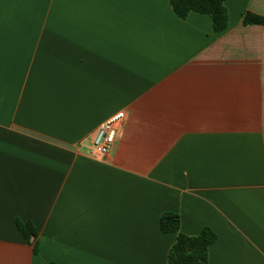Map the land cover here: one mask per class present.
I'll return each mask as SVG.
<instances>
[{"label": "crops", "instance_id": "1", "mask_svg": "<svg viewBox=\"0 0 264 264\" xmlns=\"http://www.w3.org/2000/svg\"><path fill=\"white\" fill-rule=\"evenodd\" d=\"M226 6L217 34L170 0H0V264H168L166 212L218 234L209 264H264V0Z\"/></svg>", "mask_w": 264, "mask_h": 264}, {"label": "trees", "instance_id": "2", "mask_svg": "<svg viewBox=\"0 0 264 264\" xmlns=\"http://www.w3.org/2000/svg\"><path fill=\"white\" fill-rule=\"evenodd\" d=\"M227 0H170L175 14L180 19H187L191 13L209 16L217 34L229 27ZM245 25L264 27V16L247 13ZM17 228L28 243L34 244L35 254H39L36 242L39 232L32 222L17 220ZM160 228L164 233L178 234L177 242L169 254L168 264H209V249L218 240V234L210 227H205L197 236H188L181 232V217L177 213L166 212L160 219ZM35 242V243H34ZM55 264V263H48Z\"/></svg>", "mask_w": 264, "mask_h": 264}, {"label": "built area", "instance_id": "3", "mask_svg": "<svg viewBox=\"0 0 264 264\" xmlns=\"http://www.w3.org/2000/svg\"><path fill=\"white\" fill-rule=\"evenodd\" d=\"M125 119V112H119L101 124L90 140L87 147L88 154L91 156H106L116 143L119 129Z\"/></svg>", "mask_w": 264, "mask_h": 264}]
</instances>
